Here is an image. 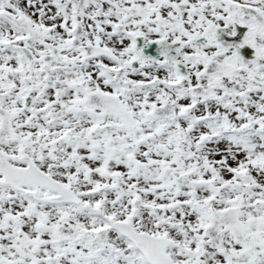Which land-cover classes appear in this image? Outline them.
<instances>
[{"label":"snow or ice","instance_id":"obj_1","mask_svg":"<svg viewBox=\"0 0 264 264\" xmlns=\"http://www.w3.org/2000/svg\"><path fill=\"white\" fill-rule=\"evenodd\" d=\"M0 264H264V0H0Z\"/></svg>","mask_w":264,"mask_h":264}]
</instances>
